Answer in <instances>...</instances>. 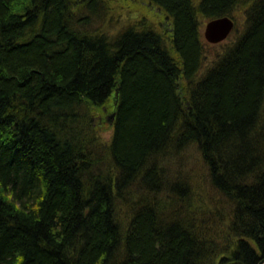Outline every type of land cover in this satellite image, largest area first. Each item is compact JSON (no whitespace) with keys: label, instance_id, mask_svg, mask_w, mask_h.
<instances>
[{"label":"trees","instance_id":"1","mask_svg":"<svg viewBox=\"0 0 264 264\" xmlns=\"http://www.w3.org/2000/svg\"><path fill=\"white\" fill-rule=\"evenodd\" d=\"M106 1L0 0V264H259L264 0H143L168 35L111 31ZM217 17L238 34L201 73ZM189 149L225 203L214 222L187 208Z\"/></svg>","mask_w":264,"mask_h":264},{"label":"rangeland","instance_id":"2","mask_svg":"<svg viewBox=\"0 0 264 264\" xmlns=\"http://www.w3.org/2000/svg\"><path fill=\"white\" fill-rule=\"evenodd\" d=\"M112 1L113 2H111V0L106 1V3L111 6V13L114 14L117 19L116 25L110 26V29H112L111 31L118 30V28H121L126 23L135 20H142L147 24H153L161 34L168 35L170 29L168 21L161 12L149 5L147 2L143 0H118L117 2L116 0ZM207 22L208 21H204V24H202L200 27L202 38L204 33L203 30ZM237 34L238 33L233 31L226 41L216 46L206 43L208 45L205 49V59L203 62V68L200 71L201 73L211 66L217 57L222 54L221 52L223 51L224 47L229 45L231 41L236 38ZM110 102L109 108L113 107L114 105L112 99ZM109 108H104V111H101L100 113H94L92 118V123L96 127L97 136H99V138L103 141H108L112 137V119L110 116L113 113H111L112 109ZM185 160L187 161V168L181 173V176L186 177L191 182L189 190V194H191V196L187 208L191 214H193L195 211L194 207L196 206L199 208L200 214H202L204 211L205 214H208L210 218L213 219L214 222L216 220V214L218 211L225 214V203L219 196L216 195L214 191L211 190L210 185H208L207 176L205 175V169L200 163L198 156L193 153L191 149L188 150ZM184 173H186V175H184ZM186 195L187 194L185 193V196ZM161 204H165V208H169L168 213H170V208L177 207L179 205V201L176 198L170 201H166L165 199L161 198ZM182 204L184 205L183 202Z\"/></svg>","mask_w":264,"mask_h":264},{"label":"water","instance_id":"3","mask_svg":"<svg viewBox=\"0 0 264 264\" xmlns=\"http://www.w3.org/2000/svg\"><path fill=\"white\" fill-rule=\"evenodd\" d=\"M234 22L229 17H217L216 19L208 20L203 30V39L205 43L216 46L223 43L228 36L233 32ZM118 91L115 92V98ZM116 104V102H114ZM114 114L110 116L113 119ZM259 264H264V258L261 259Z\"/></svg>","mask_w":264,"mask_h":264},{"label":"bare ground","instance_id":"4","mask_svg":"<svg viewBox=\"0 0 264 264\" xmlns=\"http://www.w3.org/2000/svg\"><path fill=\"white\" fill-rule=\"evenodd\" d=\"M230 19H231V18H230ZM231 20H232V19H231ZM233 22H234V20H233ZM228 37H229V36H228ZM227 39H228V38H227ZM227 39H226V40H227ZM226 40H225V41H226ZM114 105H115V103H114Z\"/></svg>","mask_w":264,"mask_h":264}]
</instances>
